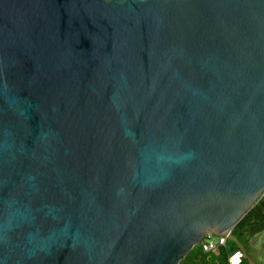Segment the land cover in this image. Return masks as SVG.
Returning a JSON list of instances; mask_svg holds the SVG:
<instances>
[{"label":"water","instance_id":"obj_1","mask_svg":"<svg viewBox=\"0 0 264 264\" xmlns=\"http://www.w3.org/2000/svg\"><path fill=\"white\" fill-rule=\"evenodd\" d=\"M263 193L264 0H0V264H179Z\"/></svg>","mask_w":264,"mask_h":264},{"label":"trees","instance_id":"obj_2","mask_svg":"<svg viewBox=\"0 0 264 264\" xmlns=\"http://www.w3.org/2000/svg\"><path fill=\"white\" fill-rule=\"evenodd\" d=\"M261 232H264V193L233 228L231 234L235 239H228L218 254L205 252L202 243H199L179 264H230L229 256L240 249L246 254L241 264H252L246 248Z\"/></svg>","mask_w":264,"mask_h":264},{"label":"built area","instance_id":"obj_3","mask_svg":"<svg viewBox=\"0 0 264 264\" xmlns=\"http://www.w3.org/2000/svg\"><path fill=\"white\" fill-rule=\"evenodd\" d=\"M230 233L221 236L206 235L201 241L203 250L218 254L220 248L226 245ZM245 256V252L240 249L233 252L229 256L228 261L230 264H241Z\"/></svg>","mask_w":264,"mask_h":264},{"label":"rangeland","instance_id":"obj_4","mask_svg":"<svg viewBox=\"0 0 264 264\" xmlns=\"http://www.w3.org/2000/svg\"><path fill=\"white\" fill-rule=\"evenodd\" d=\"M247 256L255 264H264V232L257 234L247 245Z\"/></svg>","mask_w":264,"mask_h":264}]
</instances>
